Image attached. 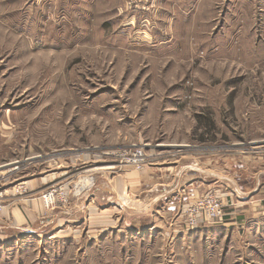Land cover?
Instances as JSON below:
<instances>
[{
	"label": "rangeland",
	"instance_id": "obj_1",
	"mask_svg": "<svg viewBox=\"0 0 264 264\" xmlns=\"http://www.w3.org/2000/svg\"><path fill=\"white\" fill-rule=\"evenodd\" d=\"M219 153L230 170L264 158V0H0V192L30 201L0 264H264V223L172 245L199 229L178 213L153 243L91 201L97 182ZM207 195L222 200L187 206Z\"/></svg>",
	"mask_w": 264,
	"mask_h": 264
},
{
	"label": "crops",
	"instance_id": "obj_2",
	"mask_svg": "<svg viewBox=\"0 0 264 264\" xmlns=\"http://www.w3.org/2000/svg\"><path fill=\"white\" fill-rule=\"evenodd\" d=\"M218 156V159L208 156L209 158H203L201 161L188 157L187 163L178 160L171 167L157 164L155 168H145L141 173L130 171L113 181L97 182L91 201L93 205L100 202L105 204L103 208L108 214V225H111L108 216L114 214L117 202L130 216L136 215L139 220L148 221V227L140 230L141 235L149 240L148 242L155 243L157 237L162 234L157 221L162 223L165 220V225H170V220L181 213L189 202L207 191H216L225 205L227 214L224 224L218 226L220 229L212 230V226L205 227L202 222L197 227L199 229L190 232L188 237L183 235L175 240L171 235L172 245L177 241L189 240L193 235V238L196 236L200 239L216 234V231L218 235L223 233L225 240L238 233L239 227H243L240 231H245V227L250 226H254L256 231L260 230L261 224L264 223V158H244L234 170H230L227 168L226 157L220 153ZM27 183L30 191V181ZM0 184L1 187L4 185L1 181ZM122 197L124 204L120 201ZM22 205L12 203L0 213V241L10 233L30 235V201ZM31 217L35 218V215L32 214ZM52 217L39 222L35 229L41 230L53 223ZM139 224L142 223L139 221ZM167 232L165 230V233Z\"/></svg>",
	"mask_w": 264,
	"mask_h": 264
},
{
	"label": "built area",
	"instance_id": "obj_3",
	"mask_svg": "<svg viewBox=\"0 0 264 264\" xmlns=\"http://www.w3.org/2000/svg\"><path fill=\"white\" fill-rule=\"evenodd\" d=\"M143 151L140 148H136L129 155L124 156L122 160L125 161L126 165L132 166L139 171L146 164V156ZM78 191L77 195H80L81 190ZM42 198L47 205L52 202V193H47ZM2 201L3 194L0 192V213L6 208ZM224 207V203L216 195H207L201 199H197L186 206L180 214L184 221V230L195 229L202 222L220 223L225 221L227 214Z\"/></svg>",
	"mask_w": 264,
	"mask_h": 264
}]
</instances>
